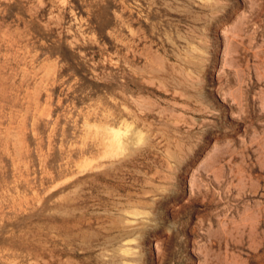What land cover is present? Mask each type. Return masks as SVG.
<instances>
[{
  "label": "rangeland",
  "instance_id": "374dc122",
  "mask_svg": "<svg viewBox=\"0 0 264 264\" xmlns=\"http://www.w3.org/2000/svg\"><path fill=\"white\" fill-rule=\"evenodd\" d=\"M0 264H264V0H0Z\"/></svg>",
  "mask_w": 264,
  "mask_h": 264
}]
</instances>
